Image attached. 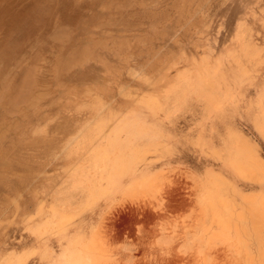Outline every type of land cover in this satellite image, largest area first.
Wrapping results in <instances>:
<instances>
[{"label":"rangeland","instance_id":"374dc122","mask_svg":"<svg viewBox=\"0 0 264 264\" xmlns=\"http://www.w3.org/2000/svg\"><path fill=\"white\" fill-rule=\"evenodd\" d=\"M0 264H264V0H0Z\"/></svg>","mask_w":264,"mask_h":264}]
</instances>
